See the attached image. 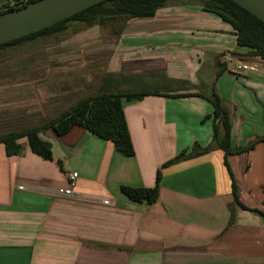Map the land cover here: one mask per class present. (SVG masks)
<instances>
[{"label":"crops","instance_id":"0c3cea01","mask_svg":"<svg viewBox=\"0 0 264 264\" xmlns=\"http://www.w3.org/2000/svg\"><path fill=\"white\" fill-rule=\"evenodd\" d=\"M170 4L154 18L77 23L100 31L97 60L86 58L90 91L105 82L113 93L147 94L124 101L135 154L126 157L84 129L66 141L46 132L51 160L32 153L26 140L16 157L0 145V264H264V217L235 204L222 150L163 168L183 151L212 144L213 93L228 104L234 151L264 138L245 132L253 99L232 100L245 96L234 93L232 74L240 75L238 65L230 67L235 59L257 63L248 75H264V62L247 56L231 26L199 3ZM75 138L85 147L81 155L68 150ZM241 155L229 158L242 181L240 201L264 212V175L247 181L250 166L241 175ZM158 170L156 203L124 196L122 187L153 188ZM64 190L75 196L58 195Z\"/></svg>","mask_w":264,"mask_h":264},{"label":"trees","instance_id":"16d2710c","mask_svg":"<svg viewBox=\"0 0 264 264\" xmlns=\"http://www.w3.org/2000/svg\"><path fill=\"white\" fill-rule=\"evenodd\" d=\"M40 0H13V4L3 3L0 14L23 8L31 3ZM172 0H105L89 9L65 19L59 23L32 33L25 37L3 43L0 51L7 49L17 50L25 44L38 45L40 38L54 33L65 31L69 23H86L96 19L119 21L122 19H147L154 18L157 12L167 7ZM199 3L202 9L220 18L227 23L234 31L237 45L247 49V56L259 59L264 62V22L251 12L242 8L232 0H194ZM15 3V4H14ZM8 51L4 52L6 54ZM2 54V53H1ZM1 56H5L4 54ZM94 91H85L72 106L63 111L60 115L48 121L43 126H27L0 134V145H3L8 157L19 155L21 142L26 140L32 153L44 160L52 159V144L42 138V132H52L56 136L68 133L74 127H83L91 134L101 140L113 143L115 149L126 157L135 154L130 131L125 117L124 101L139 100L146 96V93H113L105 88ZM188 95H178L185 97ZM208 101L213 108V137L212 144L206 148L194 147L191 152L183 151L175 159L166 163L168 167L198 156L206 155L213 150H222L225 155L224 165L228 170L231 179L232 198L237 206L243 210L257 213L264 217V212L250 208L240 201L242 181L232 170L229 158L247 153L253 149L255 144L264 142V138L251 143L245 149L234 151L232 148L233 121L229 110L225 107L218 94L213 93ZM162 172L156 173V182L153 188H131L122 187V193L133 202H146L154 204L160 195V184ZM264 205V198H263ZM231 224L234 221V211L231 209Z\"/></svg>","mask_w":264,"mask_h":264},{"label":"rangeland","instance_id":"374dc122","mask_svg":"<svg viewBox=\"0 0 264 264\" xmlns=\"http://www.w3.org/2000/svg\"><path fill=\"white\" fill-rule=\"evenodd\" d=\"M184 1L192 2V0H172L170 5L172 3L178 5L179 2ZM2 2L13 4V0H0V9L3 7ZM172 13L179 15L180 12L175 9ZM80 27L83 26L69 23L65 31L41 37L38 45L25 44L17 50L10 51L12 48H9L0 51L1 55L8 51L5 56L0 57V134L27 126H43L72 106L86 90L90 92L89 77L86 75L88 74L86 68L89 67L90 62L86 66V58L90 57L88 60L94 62L97 60L94 57L99 55L98 44L95 43L100 41V31ZM107 30L109 31L106 35L109 36L111 29ZM111 38L116 37L106 39ZM102 44L112 45L113 42L108 44L104 41ZM231 57L227 55L226 61ZM239 64H242L241 60L235 59L230 63V67L234 68ZM238 73L241 77L232 74L234 77L232 88L234 93L241 90L245 99L239 94H234L232 100L235 99L236 104L248 103V93L253 99L252 111H248V125L245 126V132L253 130L264 135V75H248L251 72ZM256 99H259L261 105L257 104ZM226 108L228 109V104ZM240 124L239 120L236 131L241 135ZM76 129L84 128L74 127L68 133L56 137L62 140ZM45 134L47 133H41L42 138H45ZM105 142L113 145L109 141ZM250 144L251 142L248 146ZM67 146L70 152L77 155L83 154L85 150L76 138L69 139ZM241 161L243 163L241 175H245L246 169L250 166L247 181L254 177L259 182L264 175V145L255 144L253 149L241 155ZM258 190L257 188L255 191V198L262 196L263 192L259 190L258 193Z\"/></svg>","mask_w":264,"mask_h":264},{"label":"water","instance_id":"95a60500","mask_svg":"<svg viewBox=\"0 0 264 264\" xmlns=\"http://www.w3.org/2000/svg\"><path fill=\"white\" fill-rule=\"evenodd\" d=\"M103 1L40 0L0 14V45L38 32ZM232 1L264 22V0Z\"/></svg>","mask_w":264,"mask_h":264},{"label":"built area","instance_id":"2783aa9c","mask_svg":"<svg viewBox=\"0 0 264 264\" xmlns=\"http://www.w3.org/2000/svg\"><path fill=\"white\" fill-rule=\"evenodd\" d=\"M258 68V64L257 63H253V64H242V65H238L236 67V69L238 71H250V70H255ZM78 178V174L74 173L70 176V180L72 182V185H74V182L76 181V179ZM58 195L63 196V197H74V193L71 190H64L61 191L60 193H58Z\"/></svg>","mask_w":264,"mask_h":264},{"label":"clouds","instance_id":"9594fccd","mask_svg":"<svg viewBox=\"0 0 264 264\" xmlns=\"http://www.w3.org/2000/svg\"><path fill=\"white\" fill-rule=\"evenodd\" d=\"M15 4V3H14ZM243 64V63H242ZM242 64H239V65H242ZM245 64H248V63H245ZM237 70V69H236ZM238 71V70H237ZM239 72H243V71H239ZM246 72H248V71H246Z\"/></svg>","mask_w":264,"mask_h":264}]
</instances>
